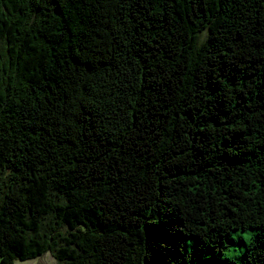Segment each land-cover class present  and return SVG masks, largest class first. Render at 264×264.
Listing matches in <instances>:
<instances>
[{
  "label": "trees",
  "instance_id": "obj_1",
  "mask_svg": "<svg viewBox=\"0 0 264 264\" xmlns=\"http://www.w3.org/2000/svg\"><path fill=\"white\" fill-rule=\"evenodd\" d=\"M264 264V0H0V264Z\"/></svg>",
  "mask_w": 264,
  "mask_h": 264
},
{
  "label": "rangeland",
  "instance_id": "obj_2",
  "mask_svg": "<svg viewBox=\"0 0 264 264\" xmlns=\"http://www.w3.org/2000/svg\"><path fill=\"white\" fill-rule=\"evenodd\" d=\"M256 229H232L230 237L226 239L225 247L208 248L192 236L184 240L182 252L188 253L187 264H226L229 260L239 261L247 244L255 235ZM15 264H60L48 252L25 261H16Z\"/></svg>",
  "mask_w": 264,
  "mask_h": 264
}]
</instances>
